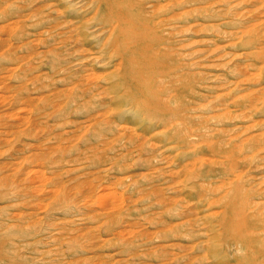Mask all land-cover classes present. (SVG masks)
Listing matches in <instances>:
<instances>
[{
    "label": "rangeland",
    "instance_id": "374dc122",
    "mask_svg": "<svg viewBox=\"0 0 264 264\" xmlns=\"http://www.w3.org/2000/svg\"><path fill=\"white\" fill-rule=\"evenodd\" d=\"M143 1L152 107L86 0H0V264H264V0Z\"/></svg>",
    "mask_w": 264,
    "mask_h": 264
},
{
    "label": "bare ground",
    "instance_id": "6f19581e",
    "mask_svg": "<svg viewBox=\"0 0 264 264\" xmlns=\"http://www.w3.org/2000/svg\"><path fill=\"white\" fill-rule=\"evenodd\" d=\"M173 1H176V0H173ZM86 2L90 3L92 11L96 12L95 16L93 18L88 19L87 16H83L82 14H79L73 17L74 21L72 20V23L71 21L68 22L70 23L71 27L77 28V30L79 31V35L76 37L75 41L80 44L81 46L80 52L83 53L82 55L86 54L85 55L86 57L87 56L91 57L95 61L99 62L102 59L101 58L102 56H105L106 54L108 55L109 54L108 52L113 50L114 53H116L115 56H121L122 58L121 60L122 71L120 75H123V79L128 81L130 93H132L133 95H139V94L142 95L145 98L144 99L145 104L148 105V107L157 106V105H154L155 104L154 101H152L148 97L149 94H151L152 89L155 88V85L153 82L154 75H158L157 73H158V65H159L157 60L152 59L153 56L155 55L152 53H153L154 46L158 42H161V41L163 42L165 40V37L162 33L161 28H162V25H165L166 23H168L167 20H165V18L163 17H161L160 19H156L155 16L151 17L149 15L150 12L146 9L145 2L143 0H86ZM160 5L161 3L157 2L156 4H153L152 6L157 8ZM44 19L45 18L42 17V22L44 21ZM44 24L48 25V31H51V29L55 27L51 21L44 22ZM101 25L111 30L110 37L113 39L115 47H114V44L111 43V47H109V49L100 48L91 42L90 37L98 33L101 30V27H100ZM95 26L99 27V30L96 32L92 30ZM67 40H69L67 37L63 39V41H67ZM147 59H150V60H147ZM236 166L237 165H235V167ZM189 176H190L189 184H188L189 186L188 187L186 186L187 188L183 189L184 192L186 191V189L190 192V195L188 197L187 196L184 197L187 200L196 198L200 196L202 193L201 189L198 188V186L196 185V181H199L200 179H202L201 174L200 173L193 174L191 172ZM241 187H243V185ZM237 192H238V194L236 193L237 195L240 194L239 192L243 193L241 189L240 191L237 190ZM247 200L249 199L247 198ZM242 201H243V198H242ZM247 202L248 204L250 203L249 201H246V203ZM231 203H232V200H231ZM246 203H245V208H246ZM238 205L239 204L237 203V206ZM242 206L243 205L241 204V207ZM235 207H234V210H235ZM231 211H233L232 207H231ZM230 217L231 216H226L224 218V222L222 223L225 224L229 222L230 220H231L230 222H232V217L231 218ZM246 222L245 220H243L237 224L231 225V227L233 228L232 229L233 236H235L238 239L243 238V234H246V233H243V228H244L243 225H245ZM249 230L250 229H248V231ZM260 230H263V228ZM218 264H221V263H218ZM255 264H260V263H255Z\"/></svg>",
    "mask_w": 264,
    "mask_h": 264
}]
</instances>
